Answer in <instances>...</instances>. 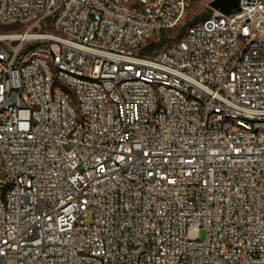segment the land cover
Returning a JSON list of instances; mask_svg holds the SVG:
<instances>
[{
	"label": "built area",
	"instance_id": "2783aa9c",
	"mask_svg": "<svg viewBox=\"0 0 264 264\" xmlns=\"http://www.w3.org/2000/svg\"><path fill=\"white\" fill-rule=\"evenodd\" d=\"M192 1L0 0V264H264V0Z\"/></svg>",
	"mask_w": 264,
	"mask_h": 264
},
{
	"label": "rangeland",
	"instance_id": "374dc122",
	"mask_svg": "<svg viewBox=\"0 0 264 264\" xmlns=\"http://www.w3.org/2000/svg\"><path fill=\"white\" fill-rule=\"evenodd\" d=\"M212 0H193L190 4L187 16L184 22L174 29H170L166 32V38L170 40L166 45L170 42L179 39L182 34L185 32L187 27L194 22H199L203 20V15L209 10L210 3ZM8 27L0 26V31L7 30ZM160 38H156L155 42H159ZM165 45V46H166ZM201 239H205V232L200 233Z\"/></svg>",
	"mask_w": 264,
	"mask_h": 264
},
{
	"label": "water",
	"instance_id": "95a60500",
	"mask_svg": "<svg viewBox=\"0 0 264 264\" xmlns=\"http://www.w3.org/2000/svg\"><path fill=\"white\" fill-rule=\"evenodd\" d=\"M241 0H212L210 8L224 15H230L239 11Z\"/></svg>",
	"mask_w": 264,
	"mask_h": 264
},
{
	"label": "trees",
	"instance_id": "16d2710c",
	"mask_svg": "<svg viewBox=\"0 0 264 264\" xmlns=\"http://www.w3.org/2000/svg\"><path fill=\"white\" fill-rule=\"evenodd\" d=\"M213 10L212 9H209L204 15H203V20L208 18L209 16H211L213 14ZM195 23V22H194ZM193 24V23H191ZM190 24V25H191ZM166 32L167 31H164L160 34V41L159 42H155V43H152L151 44V47L154 48V49H157L158 51L161 50L162 48L165 47V45L170 41L166 38Z\"/></svg>",
	"mask_w": 264,
	"mask_h": 264
}]
</instances>
